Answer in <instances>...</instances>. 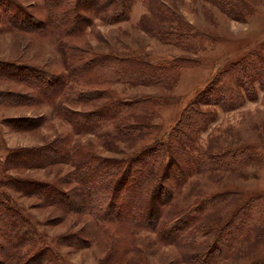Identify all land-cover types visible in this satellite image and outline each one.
<instances>
[{
    "label": "trees",
    "instance_id": "trees-1",
    "mask_svg": "<svg viewBox=\"0 0 264 264\" xmlns=\"http://www.w3.org/2000/svg\"><path fill=\"white\" fill-rule=\"evenodd\" d=\"M46 1L55 22H61L52 23V27L63 24L59 37L65 39L68 33L72 38L85 34L95 17L108 22L126 19L133 0ZM221 1L225 11L233 12V0ZM172 8L168 2H156L154 10L163 21L149 24V32L178 45L198 44L208 38L203 32H192L190 23L169 15ZM168 19L178 22L168 25ZM63 52L65 70L60 73L19 61L0 62V67L10 66L16 74L20 70L37 71L44 97L57 104L59 114L74 124L75 131H94L111 145L113 139L134 142L153 130L152 119L157 116L163 96L151 93L121 97L110 86L100 85L123 82L169 88L176 83L183 66L194 64L191 58L183 56L152 61L117 50L101 51L91 45L65 44ZM256 81L264 86V43L220 70L186 106L167 139H157L151 145L117 157L100 154L86 142L72 141L68 134L58 135L44 145L17 148L12 157L18 160L28 153L33 155V163L37 161L39 165L66 161L74 166L78 180L75 187L62 189L58 181L40 184L37 190L43 194L47 189L50 196L62 199L59 207L63 211L68 207L70 213L93 217L98 225L97 238L103 234L109 239L107 253L96 264H133L137 256L141 259L138 264H150L147 248L139 249L137 243V234L142 230L155 232L160 242L180 245L192 264H231L230 259L253 256L264 244V193L247 199L240 197L233 209L226 210L231 198L239 196L236 191L199 189L193 191L195 197L184 196L188 201L181 205L174 202L171 180L176 178L180 186L201 171L243 170L252 163H262L263 156L254 145L242 143L225 148L226 144L211 142L204 148L199 143L202 130L216 113L203 105L234 109L255 96ZM84 104L91 105L85 109L76 107ZM19 183L25 189V185L38 182L19 180ZM4 196L8 204L0 202V264H65L49 247L38 249L32 257L23 251L27 244L37 243L38 231L13 205V195L5 192ZM63 237L71 239L70 244L80 243L77 235ZM240 264H264V255Z\"/></svg>",
    "mask_w": 264,
    "mask_h": 264
},
{
    "label": "rangeland",
    "instance_id": "rangeland-1",
    "mask_svg": "<svg viewBox=\"0 0 264 264\" xmlns=\"http://www.w3.org/2000/svg\"><path fill=\"white\" fill-rule=\"evenodd\" d=\"M158 1L133 0L126 19L108 22L95 17L85 34L72 38L68 33L65 39H61L59 34L63 24L55 29L52 27V23L60 25L61 22H55L46 0H0V62L19 61L60 73L65 70V44H78L91 45L105 52L117 50L152 61L183 56L191 58L194 63L183 66L176 83L169 88L123 82L100 85L110 86L121 97L151 93L163 96L157 116L152 119L155 124L153 130L138 136L134 142L113 139V145L107 144V139L94 131L76 132L74 124L59 114L57 104L50 97H44L37 71L20 70L16 74L10 66L0 67V202L8 204L4 194L10 192L13 205L38 231L37 243L24 247L23 251L28 256L32 257L38 249L49 247L65 264H96L107 253L109 239L103 234L100 239L97 238L98 225L91 215L70 213L68 207V211H63L59 207L62 199L57 195L50 196L47 189L43 194L38 192L40 184H56L58 181L62 189L75 187L78 180L71 163L63 161L51 166L39 165L37 161L33 163V155L28 153L17 160L12 157L15 149L44 145L58 135L68 134L72 141L93 145L100 154L122 157L153 144L157 139H167L186 106L220 70L264 43V0H233V12L225 11L220 0H161L173 7L169 15H176L178 21L190 23L192 32H203L208 36L198 44L189 45L167 42L149 32V24L163 21L154 10ZM67 18L69 21V16ZM169 20L168 25L169 22H178ZM255 85V96L234 109H223L216 104L203 105L204 108L215 109L216 113L214 120L202 130L199 143L204 148H208L211 142L214 145L226 144L225 148H234L242 143L254 145L263 156L262 163H252L243 170L201 171L187 181H181L184 183L180 186L175 178L171 180L175 203L184 205L188 201L184 196H193L199 189L208 192L234 190L239 196H233L227 204L226 210H231L237 203L236 199L264 193V86L259 81ZM90 105L76 107L85 109ZM27 119L30 122L25 121ZM30 164L33 166L30 167ZM19 180H35L38 183L25 185L22 189ZM70 235L72 238L77 235L80 243L70 244L71 239L63 237ZM137 243L139 249L147 248L145 253L150 264H192L180 245L160 242L156 233L150 230L139 232ZM261 255H264L263 243L253 256H242L229 262L245 263ZM140 261L137 256L134 263Z\"/></svg>",
    "mask_w": 264,
    "mask_h": 264
}]
</instances>
